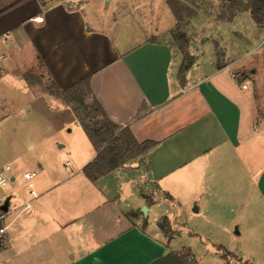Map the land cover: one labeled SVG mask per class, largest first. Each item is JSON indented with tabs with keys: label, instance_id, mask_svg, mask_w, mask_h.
<instances>
[{
	"label": "crops",
	"instance_id": "obj_1",
	"mask_svg": "<svg viewBox=\"0 0 264 264\" xmlns=\"http://www.w3.org/2000/svg\"><path fill=\"white\" fill-rule=\"evenodd\" d=\"M64 6L60 0H0V38L6 40L0 45V73L29 68L31 58L25 53L29 47L47 73L43 77L50 76L58 89L66 90L90 77L92 92L108 118L129 129L138 143L155 145L95 182L83 172L97 155L90 142L85 144L86 155L78 171L68 177L48 176L43 156L29 161L25 170L38 171L37 178L41 175L35 181L36 198L30 211L21 214L28 198L27 189L26 194L19 193L26 188L23 183L12 186L18 195H11L9 188L4 197L10 200V213L0 223L5 228L0 236L4 255L0 264H158L175 254L144 226L146 214L156 207L154 191L170 194L191 182L198 171H207L219 160L223 164L228 156H240L241 148L242 154L251 156L257 125L246 112L243 91L248 89L237 88L235 75L229 76L234 62L226 63L228 51L222 44L221 60L216 47L208 63L200 60L205 41L192 44L194 63L182 79V53L157 39L142 42L95 73H89L84 61V68L77 67L85 73L77 79L75 65L66 68V63L75 60L76 50L86 57L78 35L85 36L90 45L91 33L80 30L73 20L66 23L78 37L74 54L56 39L58 33L53 30L62 28L57 24L59 17L70 13ZM237 17L225 23L233 24ZM177 53L179 58H175ZM71 74L74 79L70 80ZM66 163L67 168L73 166ZM128 170L130 178L123 181ZM44 172L47 178L42 177ZM123 185L129 190L124 198ZM260 186L264 191V171ZM17 196L19 202L12 209Z\"/></svg>",
	"mask_w": 264,
	"mask_h": 264
},
{
	"label": "rangeland",
	"instance_id": "obj_2",
	"mask_svg": "<svg viewBox=\"0 0 264 264\" xmlns=\"http://www.w3.org/2000/svg\"><path fill=\"white\" fill-rule=\"evenodd\" d=\"M169 1L91 0L80 10L68 9V15L60 16L59 23L55 21L62 28L56 27L53 32L58 33L56 39L72 53L76 46L73 43L80 38L86 57L76 50L75 60L66 63V68L75 65L77 79L85 73L80 69L84 68V61L89 73H95L119 55L151 39L167 41L179 50L174 34L182 33L189 42L190 55L194 43L205 41L200 60L207 63L215 47L221 60L220 46H225L226 63L234 62L229 76L235 75L237 88L248 89L243 91L246 112L257 125L251 142L252 154L245 156L241 148L240 156H228L223 164L219 160L207 171H198L191 182L171 190L170 194L165 190L154 191L152 200L156 207L146 214L144 226L148 233L168 243L175 255L188 250L189 258L194 261L189 262L188 258L185 264H264V191L260 186L264 171V28L247 12L233 17L234 13L221 0H180L194 13L177 22ZM63 2L60 0L64 8ZM236 16L233 24L225 23ZM72 20L79 24L80 30L86 28L91 33V46L85 36L72 35L66 24ZM5 42L1 37L0 45ZM25 53L31 58L29 68L0 73V167L10 166L15 170L16 187L23 183L25 165L40 156L48 165V176L68 177L77 172L86 155L85 144H89L71 108L45 91L54 82L50 76L43 77L47 73L36 60V53L29 47ZM178 56L177 53L175 58ZM183 61L184 57L182 64ZM68 160L73 164L70 168L65 167ZM129 176L130 173L123 181H128ZM42 177L47 178V173ZM123 187L124 198L129 190ZM9 190L0 188V200ZM19 193L26 194V188L19 189ZM16 202L18 196L13 198L12 209ZM1 252L0 262L4 256ZM159 264L177 262L170 258Z\"/></svg>",
	"mask_w": 264,
	"mask_h": 264
},
{
	"label": "trees",
	"instance_id": "obj_3",
	"mask_svg": "<svg viewBox=\"0 0 264 264\" xmlns=\"http://www.w3.org/2000/svg\"><path fill=\"white\" fill-rule=\"evenodd\" d=\"M221 3L234 13L233 17L237 13L247 12L258 26L264 27V0H221ZM168 6L177 22H182L186 15L190 16L194 13L180 0H170ZM174 37L184 57L179 73L182 79L185 72L193 65L194 59L187 50L189 42L186 36L179 33L174 34ZM40 83L41 81L38 84L41 85ZM90 84V77H87L66 90H60L52 84L45 91L71 108L77 125L84 131L96 152L95 160L83 171L89 180L95 182L113 171L124 168L130 160L147 153L155 143H138L129 129H122L112 122L97 101ZM174 256L159 263L174 258L177 264H185L184 261L189 258L190 252L185 250Z\"/></svg>",
	"mask_w": 264,
	"mask_h": 264
},
{
	"label": "built area",
	"instance_id": "obj_4",
	"mask_svg": "<svg viewBox=\"0 0 264 264\" xmlns=\"http://www.w3.org/2000/svg\"><path fill=\"white\" fill-rule=\"evenodd\" d=\"M65 5L68 7V9H80L82 8L86 3L90 2L91 0H63ZM6 39H8V36H6ZM243 89H246V86H243ZM66 165L69 167L71 166V161L68 160ZM38 177L37 171L34 170H28L25 171L22 178H23V185L27 189V196L28 198L23 201V206L21 208L20 213L21 214H27L31 207H32V201L34 198H36L35 193V180ZM15 183L14 179V172L13 169L10 166L0 167V188H11V195H18V189L13 188V184ZM5 201V198L0 200V204L2 205ZM8 213H3L0 211V223L4 221L7 217ZM5 228H0V236L4 235ZM194 261L192 257L189 258V262Z\"/></svg>",
	"mask_w": 264,
	"mask_h": 264
},
{
	"label": "water",
	"instance_id": "obj_5",
	"mask_svg": "<svg viewBox=\"0 0 264 264\" xmlns=\"http://www.w3.org/2000/svg\"><path fill=\"white\" fill-rule=\"evenodd\" d=\"M10 208V200L7 199L5 202L1 205L0 211L3 213H8ZM142 212L145 214L147 212V208H143ZM0 248H1V238H0Z\"/></svg>",
	"mask_w": 264,
	"mask_h": 264
}]
</instances>
